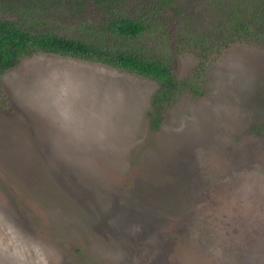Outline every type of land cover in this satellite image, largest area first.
I'll list each match as a JSON object with an SVG mask.
<instances>
[{
	"label": "rangeland",
	"instance_id": "rangeland-1",
	"mask_svg": "<svg viewBox=\"0 0 264 264\" xmlns=\"http://www.w3.org/2000/svg\"><path fill=\"white\" fill-rule=\"evenodd\" d=\"M165 2L121 9L157 10L143 42L180 79L203 73L157 124L160 84L132 71L42 52L1 73L0 264H264V42L207 58L189 39L231 13ZM102 10L45 20L72 34Z\"/></svg>",
	"mask_w": 264,
	"mask_h": 264
},
{
	"label": "trees",
	"instance_id": "trees-1",
	"mask_svg": "<svg viewBox=\"0 0 264 264\" xmlns=\"http://www.w3.org/2000/svg\"><path fill=\"white\" fill-rule=\"evenodd\" d=\"M166 5L177 4L175 0H165ZM224 10L222 23H213L212 33L204 32L189 39L193 45L201 42L212 56L217 45L226 49L229 41L264 42V0H206ZM127 0H0V75L4 70L18 65L24 57L36 53H56L62 56L80 57L96 61L117 69H125L150 77L159 82L160 87L153 96V111L150 113L153 123H159L168 111V107L184 92L197 95L202 92L203 73L195 77L180 79L171 64L170 55L160 53L157 47L143 42V37L151 28L163 27L164 16L154 20L152 15L159 13L134 14L121 10ZM89 3L106 10L104 24L81 22L76 33H62L49 27L45 20L51 13L61 11L78 13ZM180 12V10H178ZM80 15V14H79ZM151 15L150 17H147ZM44 21L46 23H44ZM187 22L177 36L184 40L188 32ZM180 24L177 23L176 30ZM216 26V27H215ZM215 34L217 38L210 37ZM220 36V37H219ZM226 36H229L228 38ZM213 39V41H212ZM1 91V90H0Z\"/></svg>",
	"mask_w": 264,
	"mask_h": 264
}]
</instances>
